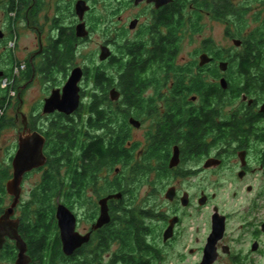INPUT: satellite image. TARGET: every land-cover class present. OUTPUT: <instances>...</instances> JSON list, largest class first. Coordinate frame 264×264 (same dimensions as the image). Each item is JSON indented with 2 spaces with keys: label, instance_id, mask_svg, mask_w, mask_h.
I'll return each instance as SVG.
<instances>
[{
  "label": "flooded vegetation",
  "instance_id": "1",
  "mask_svg": "<svg viewBox=\"0 0 264 264\" xmlns=\"http://www.w3.org/2000/svg\"><path fill=\"white\" fill-rule=\"evenodd\" d=\"M79 1H85L90 7L83 19L76 11ZM184 1L170 0L160 7L148 0L139 4L136 0H113L110 4L117 5L110 8L109 14L119 23L112 28L116 38L127 35L128 29L130 32L139 30L143 24L142 16L138 15L126 25L123 16L126 7L134 4L152 10L153 19L142 33L148 36L147 41L127 40L124 46L140 44L150 48L155 37L170 32H178L180 38L182 25L191 26L198 15L221 24L230 43L223 45L207 37L197 54L199 59L182 65L179 63L180 38L178 52L176 47L171 49L173 54L169 61L151 63L152 69L144 74L151 83L145 92L120 93L117 100L108 95L105 106L113 112L114 102H119L117 109L123 123L119 124L116 116L105 132L87 126L84 130L89 135L85 141H91L90 134L104 137L107 148L117 147L121 152L117 164L123 163L126 168L131 161L132 164L127 168V174L121 173V178L117 174L121 169L117 167L118 180L113 181L110 160L97 174L89 175L73 189L72 200L59 201L75 213L76 231L82 236L90 235L87 242L67 255L57 225L58 236L50 244L51 247L57 243L60 246L62 264H114L117 258L121 259L120 264H256L258 258L264 257V0ZM8 2L14 3L15 19L20 15L31 21L41 15L46 0ZM69 2L74 5L76 19L70 25L58 15L65 0L46 3L47 25L34 24L38 47L29 53L25 67L17 74L20 81L17 84L20 87L18 118L21 115L23 124L25 120L31 132H39L46 138V164L28 172L23 181L24 191L26 179L35 172H42V183L32 189L33 194L40 189L48 191L44 181L48 174L57 172L53 165L62 157L59 150H50L52 136L48 134V127L53 122L64 123L65 118L77 120L88 113L82 86L80 107L70 115L59 110L44 113L46 99L53 92L44 97L42 110L35 109L34 105L27 113L22 110L25 106L23 93L38 80L43 78L48 83L59 75L45 78L41 72V64L52 43L63 33H75L78 47L87 38L77 36V26L82 21L90 32L87 17L94 9L93 0ZM22 4L23 9L20 8ZM187 4L191 12L189 18L184 13ZM52 11L54 18L49 14ZM134 21L136 24L132 27ZM105 45L111 50L105 62L124 65L132 58L129 50L120 54L112 42ZM203 54L209 60L202 64ZM246 55L250 57L249 61L245 60ZM83 69L85 77L88 68ZM153 86L157 93L148 94ZM15 95L16 91L12 96ZM53 117L55 119L47 124L45 119ZM131 119L137 120L139 125L133 124ZM147 127L143 138L132 140V131ZM80 146L74 149L73 170L82 174L85 153ZM64 161H60V170L67 167L68 172L70 164L66 165ZM136 180L139 183L138 202L128 198ZM62 192L54 189L53 193L60 195ZM116 193L123 196L108 200L110 222L94 228L101 214V200ZM130 212L141 219L139 229L133 233L138 246H125L118 254L119 250L114 251V247L120 242L118 238L114 239L113 228L120 222L118 216ZM56 220L58 224L57 214ZM52 256L51 253L49 257Z\"/></svg>",
  "mask_w": 264,
  "mask_h": 264
},
{
  "label": "rangeland",
  "instance_id": "2",
  "mask_svg": "<svg viewBox=\"0 0 264 264\" xmlns=\"http://www.w3.org/2000/svg\"><path fill=\"white\" fill-rule=\"evenodd\" d=\"M48 2L46 0L45 5L42 7L41 15H39V17H37L36 19L33 18L31 21H27L24 16L20 15L15 19V17L13 16V11H7L5 8L0 9V31H2V33L4 34L3 38H0V68L9 71V74L12 73L8 77L10 78V80L15 79L16 85L20 82L18 81L17 74H19V72H21L25 67L26 58L33 49L38 47L37 33L33 29L34 24L40 25L42 23L45 26L47 25V20H49L46 18L48 13V6L46 3ZM93 2L94 9L92 12H90V14H88L87 17L88 22L91 25L90 36L82 40L79 44L78 53L74 64L75 66L80 65L89 69V74L84 77L81 84L84 92L83 102L85 105V109L87 110L88 106L91 104V97L93 95L92 93L95 90V84L93 82L94 73H96L98 70H104L110 76H119V69L117 68L118 65H112V63L105 62L100 59L102 45L108 44V42H112L116 46V50L119 51L120 54H122L123 50L126 51V45L124 46L123 43H125L127 40L131 42H141L145 40L147 41L148 36L143 35L144 30L149 27L153 19V16H151V8L145 6L136 7L134 4L126 7L125 11L123 12L124 19L127 20L125 21L126 25L129 20H131V18L138 15L142 16L143 24L141 25L139 30L130 32L128 29L127 35L123 37L119 36L116 38L114 36V29L112 28L116 27L119 23L116 21V17L112 18V16H110L109 14L110 8H116L117 5H110L111 3H113V0H93ZM185 2L186 1L182 0L181 3ZM8 4V0H1V6L5 7ZM186 6L188 7V9L184 10V13L185 15H187V18H189L191 16L189 4H187ZM197 12L199 13V11ZM49 14L53 18L55 17L54 11L49 12ZM74 14V5H72L69 0H65V3H62L60 5V12L58 13V15L63 18L64 22L67 25H70L74 24V22L76 21ZM193 17L195 16L193 15ZM195 20L196 22L191 26L190 24H187L185 26V23L182 25L183 32L181 31L180 34L181 53L179 56V63L182 65H189V63L195 61L196 58L199 59V56L197 57V54L200 50V47L203 46V41L207 37H212L217 42H220L223 45H228L230 43V40L225 37V30L221 24L214 22L210 18H207L205 16L202 19V17H199V15L197 16V18H193L192 21ZM123 61L120 63L122 64ZM74 65L71 66L67 74H59L57 76V79L52 82L47 83L46 80H43V78L42 80H38L28 91L23 93L25 97V106L22 108V110L27 113L28 111H31L33 105L36 107L35 109L40 108L42 110L44 97L51 94L54 89L64 87L73 68H75ZM0 87V118H3L5 126L0 131V168H8L12 176L13 159L19 147V135L24 128L22 116L20 115L18 118L17 114L19 112L18 110L20 105L18 98L20 87L17 86L15 90V96H11L10 92H7V89L3 88L2 86ZM110 90L108 91L109 95ZM147 93H157L156 87H151ZM118 107L119 102H114L113 112L117 115L119 124H122L123 120L120 115L119 109H117ZM85 112L87 113V111H84V113ZM83 118H85V116H83ZM47 119L48 118H46L45 120L46 122H48L47 124H49V122L55 119V117L49 118L48 120ZM81 120L82 119L79 120V123H82ZM147 130L148 127L140 131H132V140L143 138ZM69 164L71 167L72 163L68 162L67 165ZM130 164H132V161ZM130 164L127 166V168H130ZM117 167L121 169V171L117 173L120 178L122 176L121 173L127 174L126 172L128 169L123 163L111 165L110 173L113 176V181L118 180V176H116L115 171ZM60 171H62L59 172L61 177L60 179L63 180L64 178H67V167H63ZM41 183L42 172H35L26 179V182L24 184L25 188L21 199L22 201L19 208H17L16 216L20 217L24 215L27 206H29L28 208L30 209L33 208L32 202L34 201V194L32 192V189L37 188V186H39V184L41 185ZM71 193V188L66 186L62 194L59 195V193H53L51 195V201L55 207V219L59 201L65 203L68 200H72L73 197L70 198ZM138 194L139 183L136 180L131 186V190L128 196L129 200L138 202ZM11 201L12 197L7 193L5 207L10 205ZM83 224L87 225V222L84 221ZM57 225L58 224L56 223V227L54 228L55 231L57 229ZM119 249V244L114 247V251ZM15 261L16 259L14 261L8 259V257L6 256V251L0 253V264H14ZM256 264H264V257L262 259L258 258L256 260Z\"/></svg>",
  "mask_w": 264,
  "mask_h": 264
},
{
  "label": "trees",
  "instance_id": "3",
  "mask_svg": "<svg viewBox=\"0 0 264 264\" xmlns=\"http://www.w3.org/2000/svg\"><path fill=\"white\" fill-rule=\"evenodd\" d=\"M1 8H5L11 12L15 9V6L12 2L5 7L0 5ZM20 8L23 9L25 6L22 4ZM177 33L170 32L169 34L159 36V38L155 37L150 48L140 44L127 45L126 51L128 52L129 50L132 58L124 65H118L119 76H110L104 70H98L94 73L93 82L95 84V90L92 93L91 104L88 106V113L85 115L86 119L82 115L76 118L77 120H68L65 118L64 123L53 122L48 127V134L50 137L52 136L50 150H59L62 157L55 160L53 165L56 166L58 173L48 174L44 181V186L46 185L49 188L48 191L37 190L34 193L33 208L30 209L27 206L24 215L21 216L20 233L29 245V254L33 258L31 264H62L59 256L60 246L57 243L51 247L52 244H50V241L54 240V238L56 239L58 236L54 230L57 221L54 217L55 207L51 201V195L54 189L58 191L60 189L64 190L68 186L71 188V192H73V189L77 188L76 186L80 182L86 181L89 175L97 174L110 160V164L115 165L120 159L118 158L121 154L120 150L117 147H113V149L107 148L104 137L92 136L90 134V138L92 139L90 142H86V137L89 134H87V130H84V127L90 126L95 130L101 128L103 129L102 132H105L108 123L117 119V115L112 110L109 111L105 106L109 101L108 91L113 87L118 88L123 94H139L145 92V89L151 83L146 80L147 77L144 74L152 69L153 66L151 63L169 61L170 56L173 54L171 49L175 47L176 53L178 52L180 38ZM77 41L78 38L75 36V33L69 35L63 33L60 38L52 43L46 59L41 64V72L45 78H52L61 73H68V70L74 65L78 53V47H76ZM249 58L246 55L245 60L249 61ZM2 70L5 76L12 74H9L7 70ZM88 74L89 69L86 70V75ZM16 88V82H13L7 88V92L16 90ZM79 119H82L83 124L79 123ZM4 127L3 118H0V131ZM78 145H81L80 148L85 153L82 158V164L84 166V172L82 174L73 170V164L75 165L73 159L76 155L74 149ZM62 160H65L64 163H72L71 167L69 165L70 168L67 178H62L63 180L60 179L59 174L61 167L59 164ZM84 173L86 174L84 175ZM10 178L11 174L9 169L0 168V215L4 212L7 199L5 183ZM118 221L120 222L113 228V237L114 239H119L120 249L118 254H120L125 246L131 248L138 246V243L133 240V233L139 229L141 219L138 214L130 212L125 213L123 217L118 216ZM14 243V241L9 240L5 247L0 250V253L6 251V256L11 261L17 258L18 253ZM51 253L53 256L49 257ZM113 262L114 264H117V262L120 264L121 259L117 258Z\"/></svg>",
  "mask_w": 264,
  "mask_h": 264
},
{
  "label": "water",
  "instance_id": "4",
  "mask_svg": "<svg viewBox=\"0 0 264 264\" xmlns=\"http://www.w3.org/2000/svg\"><path fill=\"white\" fill-rule=\"evenodd\" d=\"M143 0H136L139 4ZM155 2L157 7L167 4L170 0H148ZM90 7L85 1H79L76 4L77 14L81 19L84 18L85 12ZM136 21L132 23L134 27ZM89 30L84 21L77 26L78 37H88ZM4 34L0 31V37ZM111 55V50L107 45L101 47L100 59L105 61ZM206 54L201 56L202 64L209 59ZM4 76V71L0 69V78ZM84 78V69L82 66L75 67L66 84L62 89H56L52 95L46 99L44 113H52L59 110L67 115L74 113L81 104V82ZM120 91L113 87L110 90L111 99L117 100L120 97ZM135 125H139L138 121L131 119ZM24 131L19 137V148L13 159V174L6 183V190L9 196L12 197L10 205L5 207L4 212L0 216V250L3 249L6 243L11 240L15 242L17 248V258L14 264H31L32 256L29 254V245L25 238L20 233L21 218L16 217V209L21 202L23 192V181L25 175L36 169L44 166L47 162V156L44 153L46 138L39 132H31L24 120ZM177 155V154H176ZM175 157L172 161V166L175 164ZM123 194H111L101 200V214L94 228H100L111 220L109 213L108 200L111 198H121ZM58 225L61 231L63 240V249L67 255H71L83 243L87 242L90 235L82 236L76 231L77 218L75 213L65 204L60 203L57 208Z\"/></svg>",
  "mask_w": 264,
  "mask_h": 264
},
{
  "label": "built area",
  "instance_id": "5",
  "mask_svg": "<svg viewBox=\"0 0 264 264\" xmlns=\"http://www.w3.org/2000/svg\"><path fill=\"white\" fill-rule=\"evenodd\" d=\"M16 74H17V71H16ZM1 83V86L3 87V88H8L12 83H13V80H10V78L8 77V76H5V77H3L2 79H1V81H0ZM14 90H11L10 91V95L12 96V95H14Z\"/></svg>",
  "mask_w": 264,
  "mask_h": 264
},
{
  "label": "bare ground",
  "instance_id": "6",
  "mask_svg": "<svg viewBox=\"0 0 264 264\" xmlns=\"http://www.w3.org/2000/svg\"><path fill=\"white\" fill-rule=\"evenodd\" d=\"M3 77H5V76H3ZM3 77H2V78H3ZM14 91H15V90H14Z\"/></svg>",
  "mask_w": 264,
  "mask_h": 264
}]
</instances>
